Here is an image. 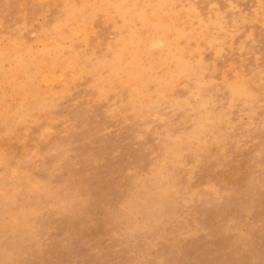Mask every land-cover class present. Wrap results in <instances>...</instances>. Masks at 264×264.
Masks as SVG:
<instances>
[{
	"label": "rangeland",
	"instance_id": "1",
	"mask_svg": "<svg viewBox=\"0 0 264 264\" xmlns=\"http://www.w3.org/2000/svg\"><path fill=\"white\" fill-rule=\"evenodd\" d=\"M0 264H264V0H0Z\"/></svg>",
	"mask_w": 264,
	"mask_h": 264
}]
</instances>
